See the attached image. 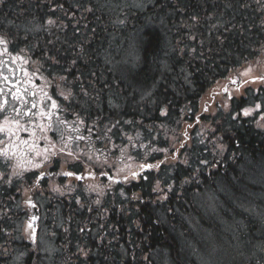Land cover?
<instances>
[{"label": "trees", "instance_id": "obj_1", "mask_svg": "<svg viewBox=\"0 0 264 264\" xmlns=\"http://www.w3.org/2000/svg\"><path fill=\"white\" fill-rule=\"evenodd\" d=\"M107 6L12 0V51L64 109L80 164L51 169L44 197L33 175L12 196L0 167V264H264V0ZM35 212L51 258L20 230Z\"/></svg>", "mask_w": 264, "mask_h": 264}, {"label": "snow or ice", "instance_id": "obj_2", "mask_svg": "<svg viewBox=\"0 0 264 264\" xmlns=\"http://www.w3.org/2000/svg\"><path fill=\"white\" fill-rule=\"evenodd\" d=\"M48 23L52 24L54 23V21L49 20ZM0 46H2L0 47V57L8 55L12 64H16L18 61L26 63V60H24L23 57L19 55L13 56L9 52L8 41L6 39L0 38ZM8 64V60L0 59V82H2L4 86L9 87L12 99L18 101L20 107L14 109V117L5 116L3 122H0V134H3L7 137V141H5L4 139H0V144L6 145L4 148L0 149V156H3L8 160H15L16 163L13 167V175H20L22 174V172L28 171L29 169H40L42 167V163L37 159L38 157H42L44 162H48L50 156L57 155V152L55 150L56 145L49 139L47 133L53 130L52 118L56 115V111L59 109L60 106L58 105L56 100L52 99L51 96H49L48 93L43 89L40 90L39 104H42L44 99L47 98L51 101L48 110H45V108L40 107L35 99L29 102L26 97L29 95L32 97H36L37 92L32 91L28 87L22 85L30 84L32 76L27 71H25L23 80L21 78L15 77V69L8 67ZM4 69H7L9 75L4 74ZM243 74L247 75L248 73L245 72ZM261 79L264 80V78ZM34 87L35 86L33 85V88ZM3 94L4 87L0 86V95ZM67 98L68 97L65 96V99ZM7 103L8 101L6 99L0 100V113L5 112V106L7 105ZM29 103L30 107H26L27 105H29ZM33 109H36V111H33ZM260 109L261 105L257 104L255 105V108H244L242 114L245 117H249L253 114V112L259 111ZM16 117H19V119H17ZM25 117L28 118L27 124L23 122V119ZM45 119L48 121V123L45 124L39 122ZM57 119L59 120V118ZM260 119L264 120V116H261ZM59 123L64 124L65 122L63 120H59ZM75 130L79 131L78 128ZM56 131L59 132L60 139L64 142L63 147L60 148L59 151L64 152L65 149H67L69 147V144L71 143V137L65 140L64 132L60 131L59 129H56ZM21 132H26L29 138L23 139L20 136ZM37 132L41 133L42 135L38 136ZM40 139L47 141L49 147L41 149L37 143V141ZM76 139H83V137L78 136L76 137ZM67 155H72V152L69 150L67 152ZM154 167L158 168L159 165H139V169L141 171L149 170ZM119 171H123V169H120ZM61 174L68 177L74 175V173L71 171H65ZM138 175L139 173L135 171L131 173L133 179L137 178ZM43 178L44 174L43 172H41L40 176L38 177V180ZM75 178L77 180L82 179L81 176H76ZM144 179H147V177H144ZM125 180H127V177H125ZM115 182L119 183V181ZM158 188L159 185H157V189ZM33 220H35V217H33ZM28 228L32 229L30 235L33 239V242H35V230L33 229L32 223H29Z\"/></svg>", "mask_w": 264, "mask_h": 264}, {"label": "flooded vegetation", "instance_id": "obj_3", "mask_svg": "<svg viewBox=\"0 0 264 264\" xmlns=\"http://www.w3.org/2000/svg\"><path fill=\"white\" fill-rule=\"evenodd\" d=\"M220 9H224V5L223 2L219 5ZM8 14V17H6V15ZM0 38H4L8 41V49L9 52L15 56L16 54L12 51V0H0ZM2 47V46H0ZM0 59L3 60H8L9 64L8 67L11 66V61H10V57L8 55H4L2 57H0ZM16 64H12V67L15 69L14 72V76L21 78L23 80L24 78V72L27 71L31 76H32V80L30 84L27 85H22V86H26L28 87L30 90L32 91H36L37 92V96L36 97H32V96H27L26 99L31 102L34 99L37 101V103L39 104V98H40V90L43 89L44 91H46L48 93L49 96L50 93L48 91V86L46 84L41 83L40 81L42 80L41 77H39L35 72L30 71L29 69H27L23 63H21L20 61L17 62V68L15 67ZM4 74L5 75H9L7 70H4ZM33 85L35 86L33 88ZM0 86L4 87V94L0 95V100H4L6 99L8 101L7 105L5 106V112L0 113V122H3V119L5 116L8 117H14L15 113H14V109L15 108H19L20 104L18 101H15L12 99L11 96V92L9 91V87L8 86H4L2 82H0ZM52 99H54L51 96ZM55 100V99H54ZM58 103V105L60 106L59 102L56 101ZM51 104V101L48 100L47 98L44 99L42 104H39L40 107L45 108V110H48L49 106ZM26 107H30V103L29 105H27ZM33 111H36V109H33ZM63 112L64 109L60 106L59 109L56 111V115L53 116L52 118V123H53V130L49 131L47 133L49 139L56 145V152L57 155L56 156H50L49 157V161L48 162H44L42 157H38L37 159L42 163V167L40 169H29L28 171H24L22 172V174L20 175H13V167L15 165V160H8L3 156H0V167H12V196H16V187H15V183L18 177H21L22 180H25V177L28 175H33V182L32 184H29L28 186L30 187H34V188H41L40 189V193L42 194V197H44V194L47 193L48 191V187H46V179H48L49 177L54 178V176H56L55 172H50L51 169H54L55 167H60V170L62 171H69L70 169H67L66 167H77V165L80 164V157L77 153V151H74L71 147V144H69L70 147H68L67 149H65L64 152H60V148L63 147L64 142L61 141L60 139V135L59 132L56 131V129H59L60 131L64 132V136H65V140H67L69 137H71V133L66 134L64 131V124H60L59 120H63L61 116H63ZM17 119H19V117H16ZM59 118V120L57 119ZM28 118L25 117L23 119V122L25 124H27ZM64 121V120H63ZM42 123H48V121L45 119L43 121H39ZM37 135L40 136L42 135L41 133L37 132ZM20 136L23 139H28V134L26 132H21ZM0 139H4L5 141H7V137L4 136L3 134H0ZM72 138H71V143H72ZM39 147L41 149L49 147V144L47 141L40 139L37 141ZM6 145L5 144H0V149L4 148ZM72 152V155H67L68 151ZM43 172L44 174V178L43 179H39L38 177L40 176V173ZM64 175H57L56 179L58 180L59 178L63 177ZM77 176H81L82 174H79ZM67 178H73V176L68 177L65 176ZM76 177V176H75ZM74 177V178H75ZM20 179V180H21ZM82 179L78 180L81 181ZM52 191H56L58 193H63L62 187L59 186V183L57 184H52L51 188ZM28 202H35L34 198H27L26 199ZM35 208V206H34ZM39 219V223H41V214L35 212ZM35 213L33 215H35ZM31 217H29L30 219ZM28 224V223H27ZM26 233H29L28 231H26Z\"/></svg>", "mask_w": 264, "mask_h": 264}, {"label": "rangeland", "instance_id": "obj_4", "mask_svg": "<svg viewBox=\"0 0 264 264\" xmlns=\"http://www.w3.org/2000/svg\"><path fill=\"white\" fill-rule=\"evenodd\" d=\"M96 3L97 1H100L102 3V5H109L107 6L108 7V10L109 11H113V10H116V8L118 10H123V9H135V10H138V11H141V10H145L151 3L153 0H95ZM101 5V4H100ZM12 67V63H11V66ZM15 67L17 68V63L15 65ZM4 70H7V69H4ZM247 72L248 74L245 75L246 77V81L249 82L251 81L252 78H258L260 76H262V74H258V73H255L254 71L252 72V69H247L244 71V73ZM255 82L252 83L251 85V88L253 90H255ZM260 84H258L257 86H259ZM258 88V87H257ZM256 88V89H257ZM257 104H260L261 103L257 102V103H250L249 106H247V108H255V105ZM262 113V105H261V109L259 111H255L253 112L252 115L254 114H261ZM258 122L264 126V120H258ZM77 141V140H76ZM75 141L71 144V146L75 147ZM19 227H20V230L21 232L24 230L25 228V223H22V224H19ZM46 229L40 225V228H39V231H37V234H36V244L37 246L41 249V251L43 253H46L48 255H51L50 258L53 256V254L55 253L54 249L50 246V241L48 239V237L46 236ZM19 264V263H18Z\"/></svg>", "mask_w": 264, "mask_h": 264}]
</instances>
